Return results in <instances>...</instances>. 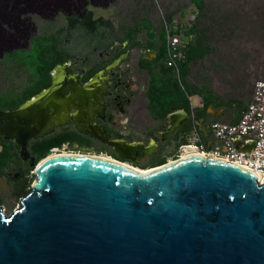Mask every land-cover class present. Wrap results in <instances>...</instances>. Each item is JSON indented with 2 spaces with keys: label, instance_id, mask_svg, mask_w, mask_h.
<instances>
[{
  "label": "water",
  "instance_id": "water-1",
  "mask_svg": "<svg viewBox=\"0 0 264 264\" xmlns=\"http://www.w3.org/2000/svg\"><path fill=\"white\" fill-rule=\"evenodd\" d=\"M153 169L42 160L24 205L0 209V264H264V179L202 156Z\"/></svg>",
  "mask_w": 264,
  "mask_h": 264
},
{
  "label": "flooded vegetation",
  "instance_id": "flooded-vegetation-1",
  "mask_svg": "<svg viewBox=\"0 0 264 264\" xmlns=\"http://www.w3.org/2000/svg\"><path fill=\"white\" fill-rule=\"evenodd\" d=\"M18 53L38 60L14 66V85L0 82V209L6 214L24 205L39 164L54 154L106 156L151 169L168 163L170 149L194 132L187 131L192 119L183 124L186 131H172L169 116L180 109L154 113L149 82L0 23V62Z\"/></svg>",
  "mask_w": 264,
  "mask_h": 264
},
{
  "label": "rangeland",
  "instance_id": "rangeland-1",
  "mask_svg": "<svg viewBox=\"0 0 264 264\" xmlns=\"http://www.w3.org/2000/svg\"><path fill=\"white\" fill-rule=\"evenodd\" d=\"M5 1L8 3L11 0H0V15L3 14ZM14 1L27 9L22 14L24 21H28L26 34L46 42L58 37L74 53L73 47L80 46L77 43L81 44L87 33L88 37L93 32L100 33L103 44L106 47L110 45V48L95 53L98 44L93 39L87 51L85 48L76 52L87 57L86 54L93 51L96 56L91 53L89 57L104 63L113 57L114 40H117L116 46L121 47L125 40L130 41V32L135 28L140 37L146 36L144 29L143 32L139 29L143 28L142 23L146 20L156 25L158 32L164 28V20L168 17L177 20L184 17L186 21L198 19L192 24H197L202 31L200 46H207L208 50L203 58L189 65L185 81L196 89L211 88L217 97V104L232 105L235 111L246 108L253 94L254 79H264V0H197L203 2L201 11L196 0H40L42 7L35 6L33 0ZM24 1H29V5H24ZM98 2L101 5H97ZM85 9L88 10V17L101 18L100 23H95L96 27H91L85 18L81 19ZM74 18L80 20L73 22L71 19ZM81 20L84 21L81 23ZM16 42L12 39L13 45ZM22 43L30 46L24 41ZM9 57L0 62V82L11 85L19 79L18 68L14 66L27 64L21 59L38 60L31 53ZM128 60L122 59L125 67H128ZM179 148L170 149L167 162L176 159ZM16 208L8 212L13 213Z\"/></svg>",
  "mask_w": 264,
  "mask_h": 264
},
{
  "label": "built area",
  "instance_id": "built-area-1",
  "mask_svg": "<svg viewBox=\"0 0 264 264\" xmlns=\"http://www.w3.org/2000/svg\"><path fill=\"white\" fill-rule=\"evenodd\" d=\"M186 44L180 36L168 39V66L174 69L177 80L181 83L180 64L186 58ZM252 100L242 111L236 124L222 121H213L210 130L224 150L210 148L200 139L188 145H182L176 159H182L184 154H195L206 159H221L246 168L258 175L264 174V79L253 82ZM240 142V148L236 143ZM250 151L242 150L248 149ZM191 148L186 151L185 148ZM57 151V150H54ZM259 181L262 182V180Z\"/></svg>",
  "mask_w": 264,
  "mask_h": 264
},
{
  "label": "bare ground",
  "instance_id": "bare-ground-1",
  "mask_svg": "<svg viewBox=\"0 0 264 264\" xmlns=\"http://www.w3.org/2000/svg\"><path fill=\"white\" fill-rule=\"evenodd\" d=\"M32 2L35 3V6H38V7H42L43 6V4L40 3V0H33ZM5 3L6 4L3 5L4 6V10L2 11L3 14L0 15V23L25 33L26 30H27V26L26 25H27V22L28 21L27 22L24 21V18L22 17V14H25L26 13L25 10H27V9L24 8L23 6H21L20 3L14 1V0L8 1V3L5 1ZM87 3H88V1L85 4H87ZM27 4L29 5V1H27V2L24 1V5H27ZM97 5H101V3L98 2ZM17 14H19V15H17ZM80 17H82L81 19L85 18L84 20H86L88 22V24L91 27H93V28L96 27L95 26V23L98 24V23H100V20H101V18H99V19L98 18L97 19H93V17H88V10L87 9L84 10V12L82 13V16H80ZM29 18H28V20H29ZM71 20L74 22V21L80 20V19L79 18H74V19H71ZM84 20H81L80 22L82 23ZM179 20H180L179 22L187 23L188 24V21H186L187 19L185 20L184 17H181ZM190 24H192L191 21H190ZM193 25L194 24H192V26ZM70 27H69V30H70ZM78 27L80 28L81 27V24H79ZM136 29L137 28H135L134 30H136ZM263 31H264V29H263ZM133 32L135 33L136 31H133ZM158 34H160V33H158ZM176 34H178L177 31H172L170 33V35H176ZM57 35H58V33H57ZM140 35L141 34L138 33L137 36H136V38H134V39L129 38L130 41H126L125 40L124 42L126 44L125 43H122V46L121 47L116 46L117 45V42H116L117 40H114L113 41V44H114L113 57L110 58L109 60L105 61V63L102 62V61L101 62L100 61H97V62L102 63L104 65H107L109 67H112L114 69H117L119 71H122L124 73H127L129 75H132L134 77H137L139 79H142L144 81L149 82V71L146 70V69H143L142 68V64L145 61H147V62H149L151 64V63H154L158 58H160L161 50L164 47V43H163V40L162 39H159L158 38V39H156L157 41L154 44V46L151 47L150 46V43L148 41L147 34H146L145 37H140ZM100 37H101L100 36V33H97V32H93L90 37H88V33H87V37H84V38L81 39V41H82L81 44L82 45L77 43V45H80V46H78L76 48L73 47L75 53H77L79 55H84V54H80L79 52L82 51V50H84L85 48H87L86 51L88 50L89 46L92 45V42L90 44H88V42L91 41V39L92 40L95 39L96 42H97V44H98V46H96V48H95L96 51H95V49H93L95 51V53L98 50L102 51L103 48H105V49L110 48L111 47L110 45L106 47L105 44H103V40ZM194 37L192 35H188L187 36V40L189 42H191V41L194 40ZM57 38L56 37H54L53 39L50 38L49 42L51 44H54V45H57L59 47H62L64 49L69 50L65 46V43H62V40L57 39ZM76 39H79V38L77 37ZM137 42H140V44L139 45H134ZM127 45H128V48H126ZM69 51H72V50L70 49ZM76 51H79V52H76ZM162 51H164V50H162ZM91 53L96 56V54H94L93 51H92V52H89L88 55L86 54L87 58L91 59V57H89L91 55ZM125 58H128L129 59L128 62H127L128 67H125L124 66V63H122V59H125ZM161 59H162V57H161ZM144 64H146V63H144ZM249 99L250 100L248 101L247 105L252 100V97L249 98ZM210 107L215 108L217 110H220L222 112H225L227 114H230L232 116H235L237 118H240L241 117V113L244 110V108H239L238 110L235 111V109L233 108L232 105H228V104L219 105L216 102L212 106H210ZM190 149L191 148H189V147H186L185 148L186 151H190ZM64 156L65 157H81V156H68V155L66 156L65 154H64ZM58 157H60V156L54 154L50 158H58ZM191 157H199V155H195V154L194 155L193 154L187 155V154H184L183 157H182V159H188V158H191ZM100 158L114 160V159H112L110 157H106V156H101ZM172 162H174V161L171 160L170 163H172ZM123 164H125L127 166H130L129 164H126V163H123ZM135 169L136 170H139L142 173L150 172L148 170H152V171L154 170L153 168L152 169L135 168ZM259 178H260V180H263L264 179V174H260L259 175Z\"/></svg>",
  "mask_w": 264,
  "mask_h": 264
},
{
  "label": "trees",
  "instance_id": "trees-1",
  "mask_svg": "<svg viewBox=\"0 0 264 264\" xmlns=\"http://www.w3.org/2000/svg\"><path fill=\"white\" fill-rule=\"evenodd\" d=\"M197 8L201 11L203 10V2L195 1ZM172 18H170L171 21ZM149 20H146L142 23L143 29L146 30L148 41L150 46H154L155 39L157 37L155 31L153 30L152 24L149 23ZM133 31H136L135 33ZM130 32V38L134 39L137 36V29ZM202 31L197 28V26L191 27L189 30V35L194 37V40L188 43L187 48V57L183 64H181L182 70V80L184 83L185 90L182 89L180 83L176 80L174 71L171 67L168 66V55H167V46H166V32L163 30L160 34V38L163 40L164 47L161 50L160 58H158L154 63H149L145 61L142 64V68L149 71V92L148 98L150 100V106L153 109L154 113H157L160 109L161 115L164 117L168 115L172 110L180 109L186 110L187 112H192V106L189 97L190 96H199L203 101V106L195 111L197 118L202 119L205 116L206 109L212 106L217 97L214 92L209 87H203L202 89H196L193 86H189L185 78L189 73V65L196 61L197 59L203 58L207 54L208 47H201L200 43L202 40ZM154 36V37H153ZM155 38V39H154ZM91 41L88 42L90 44ZM140 44V42H137ZM135 43L134 45H139ZM133 45V46H134ZM196 47V48H195ZM162 57V59H161ZM160 59V60H159ZM149 64V65H148ZM147 65V66H146ZM188 141L184 140L180 146L188 145Z\"/></svg>",
  "mask_w": 264,
  "mask_h": 264
},
{
  "label": "clouds",
  "instance_id": "clouds-1",
  "mask_svg": "<svg viewBox=\"0 0 264 264\" xmlns=\"http://www.w3.org/2000/svg\"><path fill=\"white\" fill-rule=\"evenodd\" d=\"M170 18H172V17H168L167 20H164V23H163L164 24V28L158 31L160 34L163 32V30H165V32H166L167 55H168V39L171 38V37H175V36H180L181 39L183 40V42L186 44V49H185L186 51L185 52L187 53V48H188V43H189V41L187 40V36L189 35L188 33H189V30L191 29V27L194 26V25L192 26V24H190V21L192 20L191 22H194V21L195 22H198V19H195V20L194 19H191V20L188 21V24H187V23L179 22V20L174 19V18L171 19V21H170ZM149 23L152 24L153 30L155 31V33L157 35V38L156 39H158V38L161 39L160 38V34H158V32H157V28H156L157 26L154 25L152 22H149ZM195 26H197V24H195ZM139 29L143 32V28L141 29L139 27ZM172 31H177L178 34H176V35H170V33ZM145 34H147V32L144 29V35ZM156 39H155V43L157 41ZM137 44H139V43H137ZM186 57H187V54H186ZM168 59H169V55H168ZM185 60H186V58H185ZM185 60H184V62H185ZM184 62H182L181 64H183ZM180 69H181V66H180ZM173 71H174V69H173ZM174 74H175V72H174ZM175 78H176V76H175ZM176 80H177V78H176ZM254 80H256V79H254ZM180 85L182 86V89L185 90L184 83H183V80H182V70H181V83H180ZM189 99H190L191 106H192V112L191 113L187 112V113L192 116V120L199 121L200 119L198 120V118L196 117L195 111L198 110L200 107L203 106V101H202L201 97H199V96H196V97L195 96H190ZM192 130L193 131H196V125H195V123H194V127L192 128Z\"/></svg>",
  "mask_w": 264,
  "mask_h": 264
},
{
  "label": "crops",
  "instance_id": "crops-1",
  "mask_svg": "<svg viewBox=\"0 0 264 264\" xmlns=\"http://www.w3.org/2000/svg\"><path fill=\"white\" fill-rule=\"evenodd\" d=\"M239 119L240 118H237L235 116H232L230 114L217 110L215 108L208 107L206 109L205 116L200 120L198 118V120L200 121V124L196 126V131H194L193 134H189L188 136L186 135V140L188 141V143H191V142H195L198 139H200L203 143H205L210 148L224 150L221 144L218 141H216L215 138L213 137L211 130H210V124L213 121H222V122H228L231 124H236L238 123ZM187 131H192V129H189Z\"/></svg>",
  "mask_w": 264,
  "mask_h": 264
}]
</instances>
